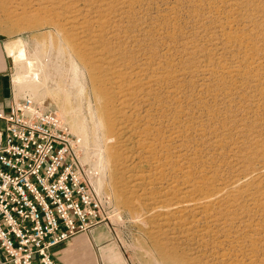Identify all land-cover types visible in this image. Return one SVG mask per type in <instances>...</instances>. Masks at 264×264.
<instances>
[{"label":"rangeland","instance_id":"rangeland-1","mask_svg":"<svg viewBox=\"0 0 264 264\" xmlns=\"http://www.w3.org/2000/svg\"><path fill=\"white\" fill-rule=\"evenodd\" d=\"M0 38L15 98L62 114L105 201L84 264H264V0H0ZM26 47L85 91L20 94Z\"/></svg>","mask_w":264,"mask_h":264},{"label":"built area","instance_id":"built-area-1","mask_svg":"<svg viewBox=\"0 0 264 264\" xmlns=\"http://www.w3.org/2000/svg\"><path fill=\"white\" fill-rule=\"evenodd\" d=\"M0 121L2 264H60L53 246L107 219L84 176L81 141L58 110L30 96L0 108Z\"/></svg>","mask_w":264,"mask_h":264},{"label":"bare ground","instance_id":"bare-ground-1","mask_svg":"<svg viewBox=\"0 0 264 264\" xmlns=\"http://www.w3.org/2000/svg\"><path fill=\"white\" fill-rule=\"evenodd\" d=\"M28 49H29L28 47L23 49L21 51V53L19 54V56L15 60L16 80L14 81V83H15L17 90L20 94L29 92L32 95H34V97L41 99L44 97L45 94H47L49 92L48 94L53 93L54 96H56L57 98H60V97L64 98L65 103H69L71 95H73L74 91L77 90V94H80V93L85 91V89H86L85 75L81 72V69L79 68V66L77 65V63L74 60H73V64H72L73 65V68H72L73 73L70 74L72 76V79H73L72 80L73 82L70 84L71 87L70 88L69 87L61 88L59 86V84H57L56 85L57 87L55 88L57 90L56 91H55V89L52 90V87H49L48 85H49L50 80L53 78V74H54L52 68H54V70H56V72H57L58 64L54 66L51 62V59L47 58L48 54L44 55L45 53H43V51L40 48H38V50L36 49V52L33 54H30ZM60 73H62V72H60ZM57 75H58V73H57ZM19 93H17V95ZM62 102H64V101H62ZM66 107H68V106H66ZM84 126L80 125L79 133L83 137V140L88 141V138H87L88 133L86 132V130H85L86 127L84 128ZM76 129H77V127H76ZM97 142L99 143V141H97ZM100 144L101 143H99V145ZM101 162H102V160H101ZM98 187H100V186H98ZM203 201L212 202L213 198H212V196L209 195L208 198H206L205 200L201 201V199H200V200L195 201V203H193V205L194 204L195 205H202ZM188 204L190 205V203H188V202L186 204H184L185 207L188 206Z\"/></svg>","mask_w":264,"mask_h":264},{"label":"crops","instance_id":"crops-1","mask_svg":"<svg viewBox=\"0 0 264 264\" xmlns=\"http://www.w3.org/2000/svg\"><path fill=\"white\" fill-rule=\"evenodd\" d=\"M10 54V52H8ZM11 55V54H10ZM6 66H7V50L5 43L0 38V108H8L15 99V95L6 78ZM107 230V226L104 223H100L93 226L87 231L80 232L75 236L67 239L51 248L53 256L59 261L60 264H84L85 243L90 241L97 242V237H102V233ZM102 239V238H100ZM98 239V240H100ZM89 245V244H88ZM107 249V257L109 263H113V260L117 264L121 263V257L118 252L112 253L116 250L114 246H109ZM111 253V254H110ZM113 255V256H112ZM112 256V257H111ZM5 259V255L0 248V264ZM10 264V263H6Z\"/></svg>","mask_w":264,"mask_h":264}]
</instances>
